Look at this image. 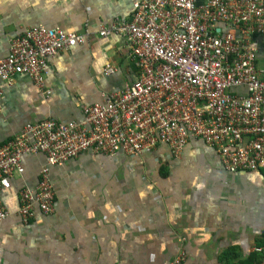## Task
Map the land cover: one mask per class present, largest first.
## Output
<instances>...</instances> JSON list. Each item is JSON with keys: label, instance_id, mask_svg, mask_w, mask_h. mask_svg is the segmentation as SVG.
I'll return each mask as SVG.
<instances>
[{"label": "crops", "instance_id": "crops-1", "mask_svg": "<svg viewBox=\"0 0 264 264\" xmlns=\"http://www.w3.org/2000/svg\"><path fill=\"white\" fill-rule=\"evenodd\" d=\"M137 1L0 0V61L32 28L86 37L49 61L51 96L25 75L1 84L0 145L31 123L81 122L84 105L136 80L125 40L100 31L129 20ZM107 66L116 73L107 76ZM45 162L44 154L26 155L24 174L2 197L10 216L0 223V264H171L181 253L182 264H234L264 244V172H228L201 140L178 155L160 145L139 157L89 153L52 167L54 211H36L26 225L19 191L37 186Z\"/></svg>", "mask_w": 264, "mask_h": 264}, {"label": "built area", "instance_id": "built-area-1", "mask_svg": "<svg viewBox=\"0 0 264 264\" xmlns=\"http://www.w3.org/2000/svg\"><path fill=\"white\" fill-rule=\"evenodd\" d=\"M111 34L125 40L136 80L84 105L81 122L31 123L0 145V223L10 216L2 197L24 174L26 155L46 157L37 186L19 191L17 214L26 225L36 211H54L50 168L89 153L139 157L167 145L178 155L201 140L228 172H264V0H138L129 20L101 28L102 37ZM85 43L84 34L58 28L25 31L0 61V97L1 84L19 75L51 96L44 89L49 61ZM253 252L264 264V244ZM183 260L181 253L171 264Z\"/></svg>", "mask_w": 264, "mask_h": 264}, {"label": "trees", "instance_id": "trees-1", "mask_svg": "<svg viewBox=\"0 0 264 264\" xmlns=\"http://www.w3.org/2000/svg\"><path fill=\"white\" fill-rule=\"evenodd\" d=\"M257 246H259V245H257ZM234 257H235V255L233 254L232 251H230V261ZM225 258L229 259V258H227V255H224L223 259H225ZM260 261H261V257L258 254L253 253L248 259L243 260V261H239L237 263L235 262L234 264H260Z\"/></svg>", "mask_w": 264, "mask_h": 264}, {"label": "rangeland", "instance_id": "rangeland-1", "mask_svg": "<svg viewBox=\"0 0 264 264\" xmlns=\"http://www.w3.org/2000/svg\"><path fill=\"white\" fill-rule=\"evenodd\" d=\"M50 29V28H49ZM52 29H54V28H52Z\"/></svg>", "mask_w": 264, "mask_h": 264}]
</instances>
